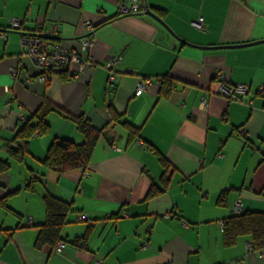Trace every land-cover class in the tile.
<instances>
[{
	"label": "crops",
	"instance_id": "0c3cea01",
	"mask_svg": "<svg viewBox=\"0 0 264 264\" xmlns=\"http://www.w3.org/2000/svg\"><path fill=\"white\" fill-rule=\"evenodd\" d=\"M119 2L0 0V157L7 158V143L15 144L16 130L44 97L59 110L47 115L46 134L29 139L26 167L0 174V196L13 191L7 203L19 214L0 206V227L8 229L0 230V264H264V250L248 249L245 236L231 247L221 244L222 220L236 202L242 210L264 211V0H143L147 9L137 14H121ZM200 16L203 30L192 24ZM14 17L21 31L48 32L86 66L70 64L73 78L53 74L45 86L23 53L21 31L10 29ZM88 35L93 45L84 52ZM251 41L257 42L224 47ZM113 57L120 59L106 69ZM164 76L173 82L165 96ZM221 83L248 89L227 98ZM113 111L120 117L110 122ZM66 115L107 125L111 139L101 134L89 175L41 163L54 138L83 139ZM124 120L140 129L131 143ZM147 144L172 164L168 189L150 199L145 196L163 169ZM29 168L41 177L33 193L26 189ZM226 187L232 190L220 206ZM46 192L77 209L62 228L67 241L60 252L34 247ZM87 224L86 247H77L69 240Z\"/></svg>",
	"mask_w": 264,
	"mask_h": 264
},
{
	"label": "trees",
	"instance_id": "16d2710c",
	"mask_svg": "<svg viewBox=\"0 0 264 264\" xmlns=\"http://www.w3.org/2000/svg\"><path fill=\"white\" fill-rule=\"evenodd\" d=\"M155 12L158 15H163L164 13L161 9H156ZM16 29L21 31V23ZM21 33L25 34L27 32L21 31ZM46 39L58 42L56 37L50 35H47ZM69 65L59 69H50L40 72L45 76V86H47L50 77L53 74H58L64 81L73 78L75 76L74 69L70 70ZM40 73L39 75H41ZM163 80L164 87L162 89V95L165 96L169 94L173 82L170 77L166 79L164 76ZM51 111L59 110L54 103L44 97L37 110L30 116L24 118L22 125L16 130L15 136L11 140V142H14L15 144L7 143V158L0 157V174L9 169L12 161L25 164L26 154L29 152L28 141L34 135H43L49 131L50 123L47 119V115ZM66 116L75 121L77 129L82 134L83 139L80 142H77L67 138H54L47 148L45 157L41 159V163L45 168L56 172H65L74 169L86 171L90 163L92 152L102 134V131L107 125L103 127L96 126L84 115ZM119 117L120 115H117L116 112H111L110 122L117 121ZM121 123L127 130L128 143H131L140 137V129L138 126L132 124L128 120H124ZM147 145L150 150L157 154L158 161L163 169L159 181L157 183L152 182L145 196L146 199H150L164 193L168 189L170 182L169 171L170 168H172V164L161 152L152 147L151 144ZM29 170L26 189L34 191V185L41 177L35 174L34 169L29 168ZM230 190H232L231 187H226L220 191L217 198V202L220 206L226 205L227 196ZM15 192H17V190H14V193ZM11 194H13V191L8 192L4 196H0V206L6 211H10L18 216V212L13 210L7 203L8 197ZM42 201L44 205V220L35 225L37 227V234L34 241V247L38 250H41L44 247L54 248L58 241L66 243L67 239L62 234V228L65 224L70 222L69 214L77 211L72 201L63 199L49 192L42 195ZM119 217H121L119 212L113 215V218ZM28 220L26 222L29 225ZM0 230L5 231L8 229L0 227ZM91 230L92 225L87 224L86 230L81 236H76L73 240L69 241L77 247L85 248ZM242 236L249 239V243L252 245L251 249L254 251L262 252L264 250V211L242 210L240 213L232 211L223 218L221 231L222 246L231 247Z\"/></svg>",
	"mask_w": 264,
	"mask_h": 264
},
{
	"label": "built area",
	"instance_id": "2783aa9c",
	"mask_svg": "<svg viewBox=\"0 0 264 264\" xmlns=\"http://www.w3.org/2000/svg\"><path fill=\"white\" fill-rule=\"evenodd\" d=\"M119 12L121 14H137L139 12H145L147 9L146 4L143 0H120L118 6ZM10 29H16L20 23L21 19L18 17H14L10 19ZM192 24L199 30L204 29V19L203 17H198L197 19L192 21ZM90 25L87 23V27ZM49 35L48 32L36 31L31 33H25L21 35V44L23 48V53L29 56L36 67L40 69V72L47 71L50 69H59L63 67H67L69 64H75L76 70H82L86 66V61L83 60L78 53L67 51L65 48L58 45L56 42L50 41L46 39V36ZM93 45V39L91 36L86 37L82 41V50L87 52L90 46ZM120 57H113L108 60L105 64L106 69H111L113 64L116 63ZM75 73V70H74ZM41 74V73H40ZM76 75V73H75ZM41 82H44L45 76L41 74L39 76ZM115 74L110 70V74L108 77V81L110 84L115 82ZM145 88L144 84L139 85L136 89V94H140ZM219 93L225 95L227 98L231 97H239L241 94L246 93L248 86L244 83H239L232 86H226L221 83L219 86ZM261 91L264 92V88H261ZM205 98L202 99V103L205 104ZM140 142V141H139ZM86 175H89V171H85ZM236 213L242 212V207L239 202L234 204V209ZM81 218H85V215H81ZM28 223H31V219L28 220ZM65 243L62 241H58L54 247V249L60 252ZM247 248L251 249V243L247 244ZM96 264H101L99 261Z\"/></svg>",
	"mask_w": 264,
	"mask_h": 264
},
{
	"label": "water",
	"instance_id": "95a60500",
	"mask_svg": "<svg viewBox=\"0 0 264 264\" xmlns=\"http://www.w3.org/2000/svg\"><path fill=\"white\" fill-rule=\"evenodd\" d=\"M146 13L150 14L151 16H153L156 20H158L163 26L167 27L165 22L156 14H154L151 10H147ZM253 42H257V41H251V42H246V43H237V44H231V45H225L224 47H237V46H242V45H247V44H251ZM102 134L107 136L108 139H111L110 135H108V129H104L102 131Z\"/></svg>",
	"mask_w": 264,
	"mask_h": 264
},
{
	"label": "rangeland",
	"instance_id": "374dc122",
	"mask_svg": "<svg viewBox=\"0 0 264 264\" xmlns=\"http://www.w3.org/2000/svg\"><path fill=\"white\" fill-rule=\"evenodd\" d=\"M23 167H26L24 163H19V162H16V161H12L11 163V166L9 168L13 169L12 171L15 172V173H20L21 169L20 168H23ZM15 175V174H14ZM24 186V185H23ZM30 191V190H29ZM32 192V191H31ZM34 192V191H33ZM32 192V193H33ZM3 209V208H2ZM7 212V211H6ZM5 212V213H6ZM235 212V211H234ZM10 215H14V214H10Z\"/></svg>",
	"mask_w": 264,
	"mask_h": 264
}]
</instances>
